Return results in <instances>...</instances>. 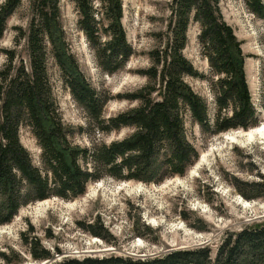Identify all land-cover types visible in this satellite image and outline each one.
<instances>
[{"label":"trees","instance_id":"16d2710c","mask_svg":"<svg viewBox=\"0 0 264 264\" xmlns=\"http://www.w3.org/2000/svg\"><path fill=\"white\" fill-rule=\"evenodd\" d=\"M71 1L78 13L77 25L93 48L100 69L113 73L123 68L133 49L121 21V0H98L99 7L94 0ZM219 1L170 0L166 39L151 52L152 64L140 71L145 84L119 95L136 104L105 118L103 108L112 97L92 86L71 52L61 22L60 0H29L28 26L24 30L17 27L15 36V44L23 47L25 55L17 47L2 50L0 225L11 222L19 209L30 203L54 196L65 200L81 196L89 182L103 176L159 183L184 175L198 158L186 134L187 116L203 131L213 133L256 125L242 42L224 20ZM245 1L252 12L264 17V0ZM20 4L21 0H4L0 5V37ZM191 22L198 24L197 40L208 74L197 70L182 53ZM49 60L58 69L62 86L86 112L93 130L107 134L127 127L130 131L109 142L74 143L72 127L61 118ZM186 76L208 82L214 112ZM22 128L31 132L40 148V166L33 163L21 143ZM259 177L249 182L252 195L242 193L244 197L264 199V176ZM32 230L30 226L28 232ZM92 234L100 236L95 231ZM21 236L33 260L52 259L51 251L37 237L25 232ZM26 258L12 250H0V264H21ZM53 264H264V217L227 232L214 257L208 245H197L146 258L109 253L65 257Z\"/></svg>","mask_w":264,"mask_h":264},{"label":"rangeland","instance_id":"374dc122","mask_svg":"<svg viewBox=\"0 0 264 264\" xmlns=\"http://www.w3.org/2000/svg\"><path fill=\"white\" fill-rule=\"evenodd\" d=\"M3 2L0 0V5ZM121 3V21L133 54L123 68L107 73L100 69L93 48L77 25L74 3L60 0L61 22L71 52L92 86L112 97L103 108L105 118L136 104L119 95L145 84L146 78L140 71L152 64L151 52L166 39L170 16V0ZM94 4L99 7L98 0ZM219 8L242 42L246 78L257 116V123L251 128L259 127L264 124V17L252 12L245 0H220ZM30 15L29 0H21L0 37V67L5 62L2 50L17 47V27L26 29ZM197 35L198 24L191 22L182 53L197 70L208 74ZM22 49L17 47L25 55ZM48 64L61 118L72 127L74 143L90 146L93 142H109L130 131L127 127L107 134L93 130L86 112L62 86L52 60ZM185 79L207 98L214 112L208 82L191 76ZM185 127L198 158L184 175H174L159 183L103 176L89 182L85 192L74 199L54 196L30 203L21 207L11 222L0 225V250L23 254L27 258L21 264H53L65 257L109 253L146 258L197 245H208L214 257L227 232L264 217V199H248L242 194L252 195L249 182L258 180L260 174L264 176V138L248 140L242 135L251 128L220 133L203 131L188 116ZM20 140L31 153L33 163L40 166V148L27 128L21 129ZM30 226L33 230L28 232ZM22 232L37 237L51 251L52 259L40 261L29 257Z\"/></svg>","mask_w":264,"mask_h":264},{"label":"bare ground","instance_id":"6f19581e","mask_svg":"<svg viewBox=\"0 0 264 264\" xmlns=\"http://www.w3.org/2000/svg\"><path fill=\"white\" fill-rule=\"evenodd\" d=\"M242 135L245 136L248 140L262 139L264 138V124L259 127L256 126L247 131H243Z\"/></svg>","mask_w":264,"mask_h":264}]
</instances>
